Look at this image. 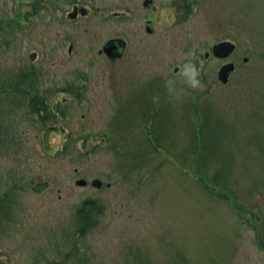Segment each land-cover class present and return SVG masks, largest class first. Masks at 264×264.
<instances>
[{"label": "rangeland", "instance_id": "374dc122", "mask_svg": "<svg viewBox=\"0 0 264 264\" xmlns=\"http://www.w3.org/2000/svg\"><path fill=\"white\" fill-rule=\"evenodd\" d=\"M171 1L154 0L149 33L142 0H0L4 264H264V0H196L184 16ZM116 37L112 61L98 48ZM221 39L235 50L204 57ZM86 199L99 205L81 233Z\"/></svg>", "mask_w": 264, "mask_h": 264}, {"label": "flooded vegetation", "instance_id": "af4514ba", "mask_svg": "<svg viewBox=\"0 0 264 264\" xmlns=\"http://www.w3.org/2000/svg\"><path fill=\"white\" fill-rule=\"evenodd\" d=\"M195 1L196 0H172L171 1V4L172 5H174L175 6V8L177 9V10H180L181 11V14H183V16L184 15H187L188 13H190V11L192 10V6H193V3H195ZM74 5H77V6H79V8L82 6L80 3H79V5L78 4H74ZM73 5V6H74ZM72 6V7H73ZM142 6L144 7V9L146 10V14L143 16V20H144V29L147 31V32H149V33H152V32H154L155 30H156V24L157 23H159L160 22V17H155V14H154V11L156 10V6H155V4H154V0H147V2L146 3H144V0H142ZM84 7V6H83ZM86 13H87V9H86ZM85 13V14H86ZM79 14H80V11H79ZM81 15H84V14H81ZM123 39V38H122ZM124 40V42H125V46L123 47V50H122V53H121V55L120 56H116V57H113V58H111V57H109L107 54H106V52H104L103 50H102V47H103V45H104V43L107 41H105L104 43H103V45H102V47L101 48H98V52L99 53H101V52H103L105 55H106V57H108L110 60H116V59H119V58H121L122 56H123V54L125 53V50H126V47H127V45H126V41H125V39H123ZM221 40H230V39H221ZM221 40H219V41H221ZM232 41V40H231ZM216 42H218V41H216ZM216 42H214V43H216ZM233 42V41H232ZM214 43H212V45L214 44ZM235 43V42H234ZM212 45H211V47H210V51L209 50H206L205 52H204V57H207L208 55H209V53L211 52L212 53ZM234 50H235V48H234ZM233 50V51H234ZM232 51V52H233ZM231 52V53H232ZM206 53H208V54H206ZM230 53V54H231ZM213 54V53H212ZM229 54V55H230ZM214 55V54H213ZM228 55V56H229ZM215 56V55H214ZM228 56H226V57H228ZM216 57H218V56H216ZM218 58H224V57H218ZM175 69L177 70V67H175ZM81 85L82 86H84L85 85V83L84 82H81ZM62 91H65L66 89H61ZM78 90L79 91H76V96L77 97H79V98H81L82 96H83V92H82V88L81 87H79L78 88ZM41 93H36V94H28V97H29V99H32V101L34 102V108H35V110H37V112H39L40 113V116H41V114H43L42 116H48L47 114H46V111L45 110H47V108L49 109V107H51L52 109L54 108V105H52V104H49V102L47 101V99L44 97V95H40ZM57 104V103H56ZM51 109V110H52ZM50 110V111H51ZM39 113H37L38 115H39ZM35 114V113H34ZM48 127H50L49 129H59L60 127H57V125L56 124H53V125H51V126H47V129H48ZM86 184V183H85ZM85 184H83V185H85ZM102 185V181H101V184L99 185V186H101ZM98 186V187H99Z\"/></svg>", "mask_w": 264, "mask_h": 264}, {"label": "water", "instance_id": "95a60500", "mask_svg": "<svg viewBox=\"0 0 264 264\" xmlns=\"http://www.w3.org/2000/svg\"><path fill=\"white\" fill-rule=\"evenodd\" d=\"M146 2L147 0H144V3ZM79 11L80 14H85L86 8L83 6L79 8V6L74 5L72 11L67 13V16L73 18L79 13ZM124 46L125 42L122 38H109L104 43L102 50L106 52L109 57L113 58L121 55ZM234 48L235 43L231 40H221L212 45V53L218 57H226L234 50ZM31 56H34V53H31ZM244 59L246 60L247 58L245 57ZM233 69L234 63L232 61L223 63L218 69L217 78L219 79V81L222 83H226L229 79V74ZM49 128L50 127H48V129ZM76 183L83 185L86 183V180L84 178H79L76 180ZM91 183L95 186H99L101 184V180L98 178H94ZM0 264H4L3 260L1 259Z\"/></svg>", "mask_w": 264, "mask_h": 264}, {"label": "clouds", "instance_id": "9594fccd", "mask_svg": "<svg viewBox=\"0 0 264 264\" xmlns=\"http://www.w3.org/2000/svg\"><path fill=\"white\" fill-rule=\"evenodd\" d=\"M180 76L183 83L188 89L198 90L201 87V81L199 79L200 71L196 64L188 57H185V62L180 66ZM176 81L173 79L165 80V89L170 99L180 100L181 94L177 92L175 87ZM160 97L158 95L153 96V102L158 103Z\"/></svg>", "mask_w": 264, "mask_h": 264}, {"label": "trees", "instance_id": "16d2710c", "mask_svg": "<svg viewBox=\"0 0 264 264\" xmlns=\"http://www.w3.org/2000/svg\"><path fill=\"white\" fill-rule=\"evenodd\" d=\"M6 89V88H5ZM27 107L29 108V110L34 114V113H39L37 112V110H35L34 106V102L32 101V99H29V97H27ZM46 114H47V110ZM85 204H89V206L91 205L92 208L95 207L96 205H99L95 200L92 199H86L83 201V203L77 208V220H79V223H81L78 227H79V231L81 233H84L87 229L88 226H91L95 221H93L92 219V215L90 211H87L84 206ZM92 211V210H91Z\"/></svg>", "mask_w": 264, "mask_h": 264}]
</instances>
